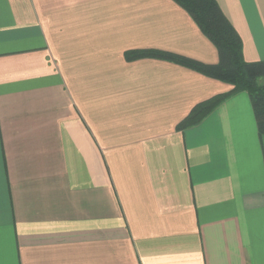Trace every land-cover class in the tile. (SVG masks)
I'll return each mask as SVG.
<instances>
[{
	"label": "crops",
	"instance_id": "1",
	"mask_svg": "<svg viewBox=\"0 0 264 264\" xmlns=\"http://www.w3.org/2000/svg\"><path fill=\"white\" fill-rule=\"evenodd\" d=\"M247 61L264 0H215ZM173 0H0V264H264V134Z\"/></svg>",
	"mask_w": 264,
	"mask_h": 264
},
{
	"label": "trees",
	"instance_id": "2",
	"mask_svg": "<svg viewBox=\"0 0 264 264\" xmlns=\"http://www.w3.org/2000/svg\"><path fill=\"white\" fill-rule=\"evenodd\" d=\"M183 8L217 49L218 61L206 64L186 56L162 50H129L125 57H156L175 62L211 78L228 83L231 90L213 95L193 106L177 127L184 129L199 123L217 105L238 91L248 93L259 134H264V60L246 61L242 41L223 15L215 0H173Z\"/></svg>",
	"mask_w": 264,
	"mask_h": 264
},
{
	"label": "rangeland",
	"instance_id": "3",
	"mask_svg": "<svg viewBox=\"0 0 264 264\" xmlns=\"http://www.w3.org/2000/svg\"><path fill=\"white\" fill-rule=\"evenodd\" d=\"M229 21V20H228ZM230 22V21H229ZM195 23V22H194ZM231 24V23H230ZM232 25V24H231ZM235 29V28H234ZM236 30V29H235ZM202 33V32H201ZM203 34V33H202ZM204 35V34H203ZM205 36V35H204ZM247 61V60H246ZM207 64H211V63H207ZM263 81H264V78H263Z\"/></svg>",
	"mask_w": 264,
	"mask_h": 264
}]
</instances>
